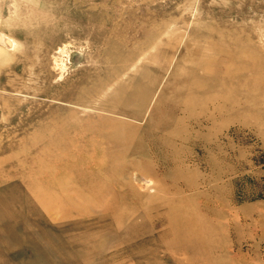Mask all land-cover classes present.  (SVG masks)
Here are the masks:
<instances>
[{"label": "rangeland", "instance_id": "374dc122", "mask_svg": "<svg viewBox=\"0 0 264 264\" xmlns=\"http://www.w3.org/2000/svg\"><path fill=\"white\" fill-rule=\"evenodd\" d=\"M0 178L45 264H264V0H0Z\"/></svg>", "mask_w": 264, "mask_h": 264}, {"label": "crops", "instance_id": "0c3cea01", "mask_svg": "<svg viewBox=\"0 0 264 264\" xmlns=\"http://www.w3.org/2000/svg\"><path fill=\"white\" fill-rule=\"evenodd\" d=\"M2 177L4 178V176ZM3 178H0V264H17L15 260H25L27 254L31 259L30 264H45L44 260L49 259L46 254L48 243L56 244L55 248L57 249L61 247L60 251L67 257L69 244L64 243L66 237L62 239V237L56 236L55 232L59 231L58 225H41L35 228L23 226L24 229H29L28 231L32 234L29 237L24 235L26 229L16 231V234H9L11 231L6 230V182L2 180ZM48 233H51V236ZM47 262L49 263V261Z\"/></svg>", "mask_w": 264, "mask_h": 264}]
</instances>
